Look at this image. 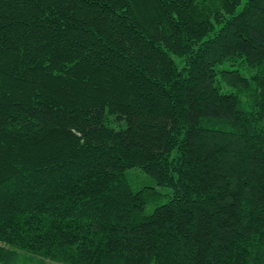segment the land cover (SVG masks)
<instances>
[{
  "label": "trees",
  "instance_id": "16d2710c",
  "mask_svg": "<svg viewBox=\"0 0 264 264\" xmlns=\"http://www.w3.org/2000/svg\"><path fill=\"white\" fill-rule=\"evenodd\" d=\"M132 169L169 201L147 214ZM9 247L264 264V0H0V264H20Z\"/></svg>",
  "mask_w": 264,
  "mask_h": 264
},
{
  "label": "rangeland",
  "instance_id": "374dc122",
  "mask_svg": "<svg viewBox=\"0 0 264 264\" xmlns=\"http://www.w3.org/2000/svg\"><path fill=\"white\" fill-rule=\"evenodd\" d=\"M128 179H129V182L132 188L135 191L141 190L142 188H148L149 190H151L150 188H152V189H155L157 193L160 195L159 200H157L156 202H151L147 205L146 207L147 214H151L157 206L166 204L169 201V198L171 196V190L169 188L156 186V184L151 179V177L148 176L146 173L140 171L139 169H132L128 171ZM9 248L16 251L17 253L21 255L20 264H37V261H36L37 256L35 254H31L28 251L27 253L21 249H16L12 247H9ZM44 263L53 264L48 261H45Z\"/></svg>",
  "mask_w": 264,
  "mask_h": 264
}]
</instances>
